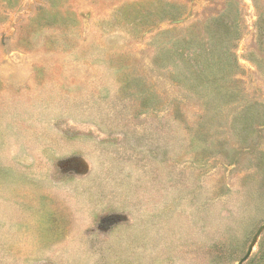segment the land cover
I'll return each instance as SVG.
<instances>
[{
  "label": "rangeland",
  "instance_id": "rangeland-1",
  "mask_svg": "<svg viewBox=\"0 0 264 264\" xmlns=\"http://www.w3.org/2000/svg\"><path fill=\"white\" fill-rule=\"evenodd\" d=\"M263 225L264 0H0V264H238Z\"/></svg>",
  "mask_w": 264,
  "mask_h": 264
},
{
  "label": "water",
  "instance_id": "water-1",
  "mask_svg": "<svg viewBox=\"0 0 264 264\" xmlns=\"http://www.w3.org/2000/svg\"><path fill=\"white\" fill-rule=\"evenodd\" d=\"M264 231V225L261 226V228L258 230V232L256 233L253 242L251 243V245L248 248V251L246 253V255L238 262V264H244L251 256L253 248L256 244V241L258 239V237L262 234V232Z\"/></svg>",
  "mask_w": 264,
  "mask_h": 264
}]
</instances>
